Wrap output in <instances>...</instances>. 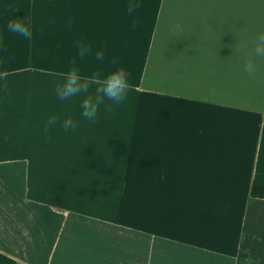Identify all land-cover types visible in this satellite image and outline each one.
Returning a JSON list of instances; mask_svg holds the SVG:
<instances>
[{
	"label": "crops",
	"instance_id": "obj_1",
	"mask_svg": "<svg viewBox=\"0 0 264 264\" xmlns=\"http://www.w3.org/2000/svg\"><path fill=\"white\" fill-rule=\"evenodd\" d=\"M136 2L0 0V264H236L264 200V74L234 48L264 30V0ZM25 17L31 40L7 31ZM74 58L130 74L94 124L83 95L55 93Z\"/></svg>",
	"mask_w": 264,
	"mask_h": 264
},
{
	"label": "clouds",
	"instance_id": "obj_2",
	"mask_svg": "<svg viewBox=\"0 0 264 264\" xmlns=\"http://www.w3.org/2000/svg\"><path fill=\"white\" fill-rule=\"evenodd\" d=\"M141 4L136 0H129L127 5V14L132 16ZM138 20L132 24L133 30L137 27ZM7 31L18 34L27 40H31L33 33L31 29V20L27 17L24 19L15 18L7 23ZM78 58L83 60L85 56L91 55V47L82 41H77ZM235 52L241 50L244 53V62L242 71L252 79L264 74V30L257 33L251 49L247 43L239 45V49L234 48ZM97 61H103L105 54L103 49H99L95 53ZM112 65H118L119 60L113 58ZM131 90L130 74L124 66L114 67L112 71L104 74L97 70L92 72L90 76L81 75L77 66V60L71 61L69 70L67 71L64 81L57 84L55 93L59 100L65 101L77 95H83L81 102L82 117L91 121L93 124L97 121V114L100 105L105 99L119 105L123 103L129 91ZM58 118L56 116L49 117L44 131L47 133L49 128L56 125ZM61 127L64 131L75 130L77 123L71 118H66Z\"/></svg>",
	"mask_w": 264,
	"mask_h": 264
},
{
	"label": "trees",
	"instance_id": "obj_3",
	"mask_svg": "<svg viewBox=\"0 0 264 264\" xmlns=\"http://www.w3.org/2000/svg\"><path fill=\"white\" fill-rule=\"evenodd\" d=\"M236 264H264V200L246 205Z\"/></svg>",
	"mask_w": 264,
	"mask_h": 264
},
{
	"label": "rangeland",
	"instance_id": "obj_4",
	"mask_svg": "<svg viewBox=\"0 0 264 264\" xmlns=\"http://www.w3.org/2000/svg\"><path fill=\"white\" fill-rule=\"evenodd\" d=\"M247 261V259H244V261L243 262H246Z\"/></svg>",
	"mask_w": 264,
	"mask_h": 264
}]
</instances>
